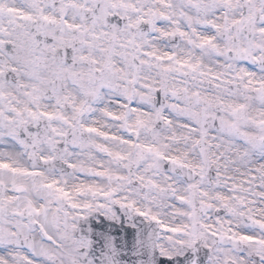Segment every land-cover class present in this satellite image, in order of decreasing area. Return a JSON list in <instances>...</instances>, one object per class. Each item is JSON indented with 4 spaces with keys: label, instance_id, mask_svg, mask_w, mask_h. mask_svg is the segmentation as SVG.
Listing matches in <instances>:
<instances>
[{
    "label": "snow or ice",
    "instance_id": "1",
    "mask_svg": "<svg viewBox=\"0 0 264 264\" xmlns=\"http://www.w3.org/2000/svg\"><path fill=\"white\" fill-rule=\"evenodd\" d=\"M0 264H264V0H0Z\"/></svg>",
    "mask_w": 264,
    "mask_h": 264
}]
</instances>
